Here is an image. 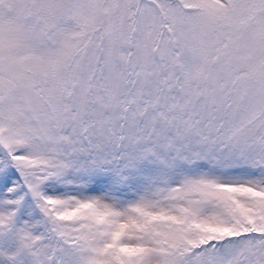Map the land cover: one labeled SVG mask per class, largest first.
Here are the masks:
<instances>
[{"label": "snow or ice", "instance_id": "snow-or-ice-1", "mask_svg": "<svg viewBox=\"0 0 264 264\" xmlns=\"http://www.w3.org/2000/svg\"><path fill=\"white\" fill-rule=\"evenodd\" d=\"M0 264H264V0H0Z\"/></svg>", "mask_w": 264, "mask_h": 264}]
</instances>
